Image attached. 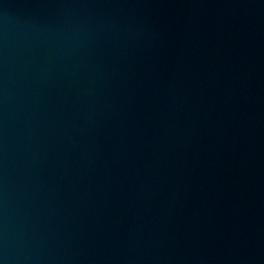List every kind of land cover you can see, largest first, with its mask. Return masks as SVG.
Wrapping results in <instances>:
<instances>
[{
	"label": "water",
	"instance_id": "obj_1",
	"mask_svg": "<svg viewBox=\"0 0 264 264\" xmlns=\"http://www.w3.org/2000/svg\"><path fill=\"white\" fill-rule=\"evenodd\" d=\"M0 264H264V0H0Z\"/></svg>",
	"mask_w": 264,
	"mask_h": 264
}]
</instances>
